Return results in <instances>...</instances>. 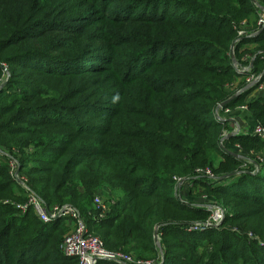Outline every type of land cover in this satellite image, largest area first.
<instances>
[{"label": "trees", "instance_id": "trees-1", "mask_svg": "<svg viewBox=\"0 0 264 264\" xmlns=\"http://www.w3.org/2000/svg\"><path fill=\"white\" fill-rule=\"evenodd\" d=\"M257 2L0 0V82L4 69L11 75L0 90V264H79L61 250L69 219L46 224L5 204L27 200L11 165L48 208L76 209L109 252L156 264H264V163L258 176L211 182L242 164L255 169L223 151L231 128L214 112L240 93L225 109L264 127V97L250 99L264 78L244 91L264 73ZM251 61L250 73L238 72ZM228 142L244 157L264 152L251 135ZM181 183L197 203L180 200ZM98 192L112 203L101 221ZM204 197L227 211L224 225L189 232L209 219Z\"/></svg>", "mask_w": 264, "mask_h": 264}, {"label": "built area", "instance_id": "built-area-1", "mask_svg": "<svg viewBox=\"0 0 264 264\" xmlns=\"http://www.w3.org/2000/svg\"><path fill=\"white\" fill-rule=\"evenodd\" d=\"M260 24H263L264 26V17L263 20L260 22ZM240 34L243 35V32ZM252 62L253 61H251V63ZM251 69L252 67H247L242 69L238 68V72L241 74L250 73ZM256 79L257 78L250 77L248 79L249 85L255 82ZM259 83H257L256 85H258ZM257 90L259 92H264V83L261 84L257 88ZM242 110L247 111V107H242ZM233 121H235V125H236V131H235L236 136L244 134V135H251L253 137L264 140L263 126L256 125L252 130H243V129L240 130L238 121L237 120H233ZM219 122H221V120H219ZM13 167L15 173L12 172V176H15L16 179H19V175L16 173L17 166L16 167L13 166ZM259 170L260 168L259 169L256 168L255 172H258ZM204 174L207 176H211L210 171H207ZM5 204H11L12 206H15V208L20 210L22 213H27L30 209H33L36 215L38 216V218L46 224L52 223L60 218L69 219L71 229L70 232L64 237V240L61 244V250L65 257L76 258L79 264H98L99 262H103V261L112 262L116 264H156L155 262H151V261L137 260L133 256L128 255L126 253H122V252L113 253L107 251L101 239L94 237L88 233L87 228L81 219V215L76 209L72 207L65 206V207L48 208L46 204L42 202L35 195H32L29 198L28 202L25 204H16L10 202H6ZM108 204L109 203H107L106 200H104L102 197L95 198L94 208L98 215L97 216L98 221L103 220L109 215L110 210L106 206ZM111 204L112 203H110L109 206ZM209 208H215L216 210L215 212L219 220V225L223 223V221L225 220L223 210L220 209L217 206V204H209ZM209 208L208 210L211 211ZM206 227H210V225L207 224ZM212 227L217 228L218 226L212 225ZM205 229L208 228H205V226L203 227V226H198V224H195L192 227H190L188 231L201 232ZM262 245H264V243H262Z\"/></svg>", "mask_w": 264, "mask_h": 264}, {"label": "rangeland", "instance_id": "rangeland-1", "mask_svg": "<svg viewBox=\"0 0 264 264\" xmlns=\"http://www.w3.org/2000/svg\"><path fill=\"white\" fill-rule=\"evenodd\" d=\"M258 1V0H257ZM257 4L259 5V2H257ZM256 4V5H257ZM257 5V6H258ZM260 6V5H259ZM262 17H264V11L262 12ZM263 20V19H262ZM5 80L3 81V82H0V88L3 86H5L6 85V81H7V79H6V77L4 78ZM248 81V80H247ZM1 90V89H0ZM223 104V103H222ZM222 104H220L219 106H218V108H217V110L214 112V114H215V116H216V118H218V121L219 120H221V122H228L229 123V125H230V128H231V130L230 131H226L225 132V134H224V137H223V140L221 141V148L223 149V151H225V152H229L230 154H232V155H236L237 156V158H239V159H241V160H243L245 163H249L250 165H254L255 166V169L257 168V169H259L260 168V170H261V167H262V165L261 164H263L264 163V152H257L256 151V153H255V155H253V158L252 157H244V156H241V155H239V154H236V152L238 151V150H241V148H240V146L239 145H236L235 146V148L234 147H231L230 146V144H229V140L232 138V137H235V136H232V137H228L229 135H232V134H235V131H236V125H235V121H233V120H237L238 121V119H236L235 118V113L232 111H230V110H226L225 109V107L226 106H222ZM240 111H244V110H242V108L240 109ZM250 125H248V127H249ZM256 126V124H253V126L251 127V128H249L248 129V127L246 128V130H252L254 127ZM241 129H243L241 126H240V130ZM228 142V143H227ZM255 151V150H254ZM235 152V153H234ZM229 153H227V154H229ZM235 157V156H234ZM242 163V162H241ZM12 166V172H14V167H13V165H11ZM252 166H247L246 164L244 165V164H242V166H241V168L237 171V172H235L234 174H231V175H227V176H224V177H221V178H219V180H218V178L217 179H212V183H214V184H221V183H223V184H225V185H227V186H229V185H231V184H233L236 180H238L239 179V177H240V175L242 174V173H249V174H253V175H251V176H258V175H260L261 174V171L259 170L258 172H255L256 170H255ZM17 170L18 169H16V173H17ZM15 173V172H14ZM244 175V174H243ZM13 178H15V176H12ZM208 177H210V178H216L215 177V175L214 174H212L211 173V176H208ZM234 177V178H233ZM15 180L17 181V179L15 178ZM19 180H20V182L22 183V185L20 184V183H18L20 186H21V188L23 189V191H24V193L25 194H21L20 192H17L16 191V195L18 196V197H25V198H27V200L25 201V202H19V203H17V204H25V203H27L28 202V200H29V198L32 196V195H35V193H31V191L28 189V187L25 185V183H24V179H22V178H20L19 177ZM210 182V183H211ZM184 183H185V181H184ZM182 184V185H181ZM181 184H179V198H180V200L181 201H183L184 203H186V204H189V203H197L198 202V198L196 197V196H194V194L191 192V189H188V187H186V189H184V188H182V186H183V183H181ZM197 194H199V192H197ZM35 196H37V195H35ZM103 195H102V193L101 192H98L96 195H95V198L96 197H102ZM104 196H105V198H108V199H110V198H112L113 200H118V197H119V193H114V194H110V195H106V194H104ZM38 197V196H37ZM120 198V197H119ZM204 201H205V203L206 204H203L202 206H203V208L206 210V211H208L209 213H210V216H209V219L207 220V221H205V222H200V223H197L198 224V226H205V228H210V227H212V225H217L218 227L217 228H221L223 225H224V222H225V220L223 221V223H221L220 225H219V220H218V218H217V215H216V210H215V208H209V204H210V202L208 203V198H206V197H204V198H202ZM7 202H10V203H15V202H17V201H14V200H11V199H8L7 200ZM107 203H109L110 204V202H108V201H106ZM6 203V202H5ZM109 204L108 205H106L108 208H109V210H111V206H109ZM220 209H222L223 210V212H224V217H226V214H227V211L225 210V209H223L220 205H217ZM208 208L211 210V211H209L208 210ZM18 210V209H17ZM18 211H20V210H18ZM21 212V211H20ZM22 213V212H21ZM23 214H25V213H23ZM36 214V213H35ZM37 218H38V216L37 215H35ZM214 217H215V219H214ZM214 219V220H213ZM39 220V219H38ZM40 221V220H39ZM218 222V223H217ZM207 224H209L210 225V227H206L207 226ZM69 232H70V229H71V226H70V222H69ZM213 228V227H212ZM230 229V228H229ZM204 231V230H203ZM203 231H201V232H203ZM158 238H159V240H158V242L160 243V247L162 246V239H161V236H158ZM155 240V239H154ZM156 243V242H155ZM262 243H264V238H262V239H260V242H259V246L261 247V248H264V245H262ZM157 245V244H156ZM136 259V258H135ZM138 260V259H137ZM141 261H143V260H141Z\"/></svg>", "mask_w": 264, "mask_h": 264}, {"label": "water", "instance_id": "water-1", "mask_svg": "<svg viewBox=\"0 0 264 264\" xmlns=\"http://www.w3.org/2000/svg\"><path fill=\"white\" fill-rule=\"evenodd\" d=\"M253 2H254L255 4H257V1H256V0H253ZM257 5H258V4H257ZM258 6H259V5H258ZM261 9L264 11V7H262ZM259 33H260V32H259ZM231 50H232V52H231V56H232V60H233L234 66H235V65H237V61H236V58H235V55H234V52H235V44L232 46V49H231ZM252 66H253V63H251L250 67H252ZM4 70H5V72L7 73V81H6V83H7V82L9 81L11 75H10L9 70H8L7 68L4 69ZM263 78H264V73H263L261 76H259V77L255 80V82H253L252 84L248 85V87H247L246 89L249 90V89L252 88L254 85H256L257 83L261 82V81L263 80ZM1 88H3V86H2ZM1 88H0V89H1ZM247 90H246V91H247ZM238 95H240V93L236 94V95L233 96L231 99H229L227 102L223 103L222 106H226L230 101H232L233 99H235ZM232 136H236V133H235V134H232V135H229L228 137H232ZM18 173H19V168H18V170H17V174H18ZM17 181L22 185V183L20 182L19 179H17ZM158 231H159V228L157 227V228L155 229V232H154V239H155V242H156L157 246L160 248V251H161V253H162V250H161V247H160V243L158 242V240H159V238H158V236H159Z\"/></svg>", "mask_w": 264, "mask_h": 264}, {"label": "crops", "instance_id": "crops-1", "mask_svg": "<svg viewBox=\"0 0 264 264\" xmlns=\"http://www.w3.org/2000/svg\"><path fill=\"white\" fill-rule=\"evenodd\" d=\"M246 88L244 89V91L247 90ZM263 97H264V92H259L257 90L250 96V99L263 98ZM235 118L238 119V125H239V127L241 126L243 128V130H246L248 125H250L248 127V129L251 128L254 124V122L251 121L250 118L248 117V115H246V114H242L241 116L236 115Z\"/></svg>", "mask_w": 264, "mask_h": 264}, {"label": "bare ground", "instance_id": "bare-ground-1", "mask_svg": "<svg viewBox=\"0 0 264 264\" xmlns=\"http://www.w3.org/2000/svg\"><path fill=\"white\" fill-rule=\"evenodd\" d=\"M205 232V231H204Z\"/></svg>", "mask_w": 264, "mask_h": 264}]
</instances>
